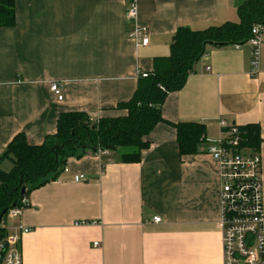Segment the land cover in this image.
<instances>
[{
	"label": "crops",
	"instance_id": "obj_1",
	"mask_svg": "<svg viewBox=\"0 0 264 264\" xmlns=\"http://www.w3.org/2000/svg\"><path fill=\"white\" fill-rule=\"evenodd\" d=\"M240 3L136 0V23L148 33L143 46L127 37L125 0H14L15 23L0 28V156L19 134L41 145L62 113L125 116L119 105L134 95L139 74L169 55L177 28L235 22ZM249 64L246 45L208 46L184 87L167 95L139 163L90 152L69 158L56 180L29 194L21 217L3 226L10 234L19 224L30 230L24 264H222L219 169L204 144L181 156L174 126L199 123L213 139L219 119L258 125L264 209V39L257 78ZM52 83L61 86V101ZM79 176L85 180L74 181Z\"/></svg>",
	"mask_w": 264,
	"mask_h": 264
},
{
	"label": "trees",
	"instance_id": "obj_2",
	"mask_svg": "<svg viewBox=\"0 0 264 264\" xmlns=\"http://www.w3.org/2000/svg\"><path fill=\"white\" fill-rule=\"evenodd\" d=\"M236 10L237 23L225 22L197 31L177 28L169 55L155 58L153 72L147 73L146 78L139 76L141 80L132 98L119 105L126 110L125 116L93 121L84 113H62L57 119L56 133L45 137L41 145H31L23 134L17 135L0 156V215L20 207L21 201L27 200L33 190L56 180L69 158L106 151L109 155H118L121 163H139L141 152L149 147L147 136L163 121L161 106L167 95L184 87L206 48L243 45L251 37V27L264 22V0H245ZM14 23V0H0V28L12 27ZM174 127L179 154H198L205 136L204 125L193 122ZM239 132L242 148L259 151L258 125L241 126ZM5 160L11 162L9 171L1 168ZM22 187L25 188L23 196L20 195ZM6 234L0 225V239Z\"/></svg>",
	"mask_w": 264,
	"mask_h": 264
},
{
	"label": "built area",
	"instance_id": "obj_3",
	"mask_svg": "<svg viewBox=\"0 0 264 264\" xmlns=\"http://www.w3.org/2000/svg\"><path fill=\"white\" fill-rule=\"evenodd\" d=\"M126 20L129 24L128 39L146 46L148 33L136 23L138 10L136 0H125ZM251 37L245 42L250 49V66L248 75L257 78L259 74L261 47L264 39V22L251 27ZM240 46L235 45L238 49ZM210 69L206 68V72ZM146 78L147 73H140ZM163 90V88H161ZM51 92L58 101L62 100L61 86L50 85ZM238 125H229L224 120L217 121V136L202 138L206 145L205 153L219 169V208L218 228L221 234L222 264H264V209L263 184L261 176L262 159L259 151L252 152L241 147L242 138ZM99 151L98 155H107ZM84 177H75L74 181H84ZM29 207L23 199L21 206L5 214L2 227L8 219L20 218ZM155 217L153 223H159ZM92 223L76 222L75 226H88ZM4 228V227H3ZM30 230L19 224L13 233H7L0 239V264H24L22 239ZM98 247V243H93Z\"/></svg>",
	"mask_w": 264,
	"mask_h": 264
},
{
	"label": "water",
	"instance_id": "obj_4",
	"mask_svg": "<svg viewBox=\"0 0 264 264\" xmlns=\"http://www.w3.org/2000/svg\"><path fill=\"white\" fill-rule=\"evenodd\" d=\"M20 195L23 196L25 195V188L22 187L21 191H20ZM7 213V211H3V213L0 215V225L2 224V218L3 216Z\"/></svg>",
	"mask_w": 264,
	"mask_h": 264
},
{
	"label": "rangeland",
	"instance_id": "obj_5",
	"mask_svg": "<svg viewBox=\"0 0 264 264\" xmlns=\"http://www.w3.org/2000/svg\"><path fill=\"white\" fill-rule=\"evenodd\" d=\"M243 1H245V0H243ZM241 2H242V0H241ZM233 7H234V5H233ZM235 9V8H234ZM238 16L236 15V10H235V14H234V16H233V18L234 19H232L233 21H235V22H237L238 21V18H237ZM9 167H11V165H9ZM5 168V167H4ZM7 168V167H6ZM8 223V222H7ZM5 224H6V222H5ZM4 224V225H5Z\"/></svg>",
	"mask_w": 264,
	"mask_h": 264
}]
</instances>
